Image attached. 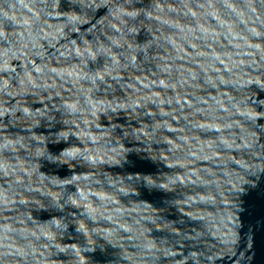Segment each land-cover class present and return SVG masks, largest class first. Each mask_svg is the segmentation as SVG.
Here are the masks:
<instances>
[{
  "label": "water",
  "instance_id": "water-1",
  "mask_svg": "<svg viewBox=\"0 0 264 264\" xmlns=\"http://www.w3.org/2000/svg\"><path fill=\"white\" fill-rule=\"evenodd\" d=\"M0 264H264V0H0Z\"/></svg>",
  "mask_w": 264,
  "mask_h": 264
}]
</instances>
